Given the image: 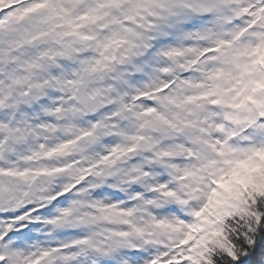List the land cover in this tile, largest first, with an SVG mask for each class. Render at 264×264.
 Here are the masks:
<instances>
[{
  "label": "rangeland",
  "instance_id": "1",
  "mask_svg": "<svg viewBox=\"0 0 264 264\" xmlns=\"http://www.w3.org/2000/svg\"><path fill=\"white\" fill-rule=\"evenodd\" d=\"M262 1L0 0V72H7L0 75V150L30 161L0 164V202L9 206L0 210L8 215L0 264L3 257L6 264H188V249L245 194L264 160ZM250 23L256 29L234 43ZM217 43L226 44L224 52L212 53ZM200 55L207 57L194 67ZM84 68L110 72L104 98L131 103L125 123L108 118L101 128L83 117L74 91ZM78 129L100 130L102 143L86 150ZM110 137L121 143L118 152L98 156ZM97 161L102 167L91 169ZM107 173L99 197L90 198L99 183L76 186L82 176ZM37 176L50 177L51 185L42 181L38 199L22 201ZM62 193L72 198H63L39 232L37 210ZM31 225L32 236L45 234L44 247L54 248L33 263L24 251L32 240L6 245L10 231ZM111 235L127 248L107 255ZM64 242L77 245L55 251Z\"/></svg>",
  "mask_w": 264,
  "mask_h": 264
},
{
  "label": "trees",
  "instance_id": "2",
  "mask_svg": "<svg viewBox=\"0 0 264 264\" xmlns=\"http://www.w3.org/2000/svg\"><path fill=\"white\" fill-rule=\"evenodd\" d=\"M245 190L207 227L202 244L188 249V264H264V160Z\"/></svg>",
  "mask_w": 264,
  "mask_h": 264
},
{
  "label": "bare ground",
  "instance_id": "3",
  "mask_svg": "<svg viewBox=\"0 0 264 264\" xmlns=\"http://www.w3.org/2000/svg\"><path fill=\"white\" fill-rule=\"evenodd\" d=\"M7 72H4V73H0L2 76L3 75H5ZM7 148H9V147H7ZM7 150V149H6ZM0 151V164H1V166L2 165H8V164H11V162L15 159V162L17 161L18 163H20L21 165H22V167H28V162L29 161H27V160H25V159H22V157H18L19 155L17 154V155H12L11 156V152H10V154H6V152L7 151ZM156 204H153L152 206H155ZM156 206H159L158 204L156 205ZM160 208V207H159ZM48 217H50V215H48ZM144 221V220H143ZM3 221H1L0 223H2ZM27 237L29 236V233L26 235ZM88 241V240H87ZM19 242V241H18ZM17 242V240L15 239V240H11V241H9L8 243H9V245H16L15 243H18ZM148 245H150L151 246V244L152 243H150V242H146ZM44 245H48V244H44ZM44 245L40 248V249H38V250H36L34 247H32V246H28V247H25L24 248V251L25 252H27L26 254H28V260L31 262V263H33L34 262V260H36V256L38 255H40L43 259H44V256L43 255H46L47 254V252H48V250H53L54 248H45L44 247ZM59 246L55 249V251H58V252H65V251H70L72 248H75L76 247V245L77 244H75V245H66L65 244V242H64V244H62V243H59L58 244ZM64 245V246H63ZM61 246V247H60ZM42 252V253H41ZM63 252V253H64ZM80 256L81 255H79L78 257H76V258H80ZM72 258H74V257H71V255H70V259H72ZM5 260H6V258H4ZM75 260V259H74ZM79 259H76L75 261H74V263H76V261H78ZM98 260V259H97ZM96 259H95V261H97ZM121 260H123V259H121ZM147 261H148V259L147 260H144V262H143V264H150V262L149 263H147ZM34 264H36V262L34 263ZM68 264H72V262H69ZM93 264H99V263H97V262H95V263H93ZM102 264V263H101ZM155 264H157V262H155Z\"/></svg>",
  "mask_w": 264,
  "mask_h": 264
},
{
  "label": "water",
  "instance_id": "4",
  "mask_svg": "<svg viewBox=\"0 0 264 264\" xmlns=\"http://www.w3.org/2000/svg\"><path fill=\"white\" fill-rule=\"evenodd\" d=\"M83 83L79 85L78 88V96H79V103L87 110L89 113L96 114L102 108L101 103L99 102L98 98L91 99L89 96V90L92 85L100 84L101 81L98 80L97 75L93 74L90 75L86 73L83 74ZM114 238V237H113ZM112 238V239H113ZM110 240V239H109ZM126 247L125 245L120 244L118 247L110 249L109 254L115 253L119 251V248Z\"/></svg>",
  "mask_w": 264,
  "mask_h": 264
}]
</instances>
